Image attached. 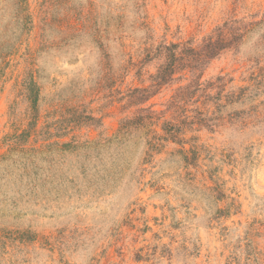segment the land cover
<instances>
[{"label":"rangeland","instance_id":"1","mask_svg":"<svg viewBox=\"0 0 264 264\" xmlns=\"http://www.w3.org/2000/svg\"><path fill=\"white\" fill-rule=\"evenodd\" d=\"M0 264H264V0H0Z\"/></svg>","mask_w":264,"mask_h":264},{"label":"trees","instance_id":"2","mask_svg":"<svg viewBox=\"0 0 264 264\" xmlns=\"http://www.w3.org/2000/svg\"><path fill=\"white\" fill-rule=\"evenodd\" d=\"M242 27L235 25L234 23H225L217 28L214 34L209 35L203 41V44L199 48L192 47L189 43L186 45L171 44L165 45L163 47V52L165 53L166 62L161 66L157 75V85L162 84L164 81H170L173 75L178 71L189 70L193 75V80H191L188 85L182 87L176 98L178 97V103H173V105L178 106L182 103L183 98H188L193 96L199 89L201 83L199 82L200 74L195 75L197 71H200L203 66L213 57L219 55L222 50L231 47L237 40H239L243 32H240ZM30 86V97L35 102L38 97V90L34 83ZM144 91L143 88H136L134 93L142 95L137 98L139 102H143L148 95L143 98ZM140 112H146L147 114H152L149 108H143ZM144 115H141L143 118ZM146 117V116H145ZM168 133H173L174 128L170 126L167 129Z\"/></svg>","mask_w":264,"mask_h":264}]
</instances>
